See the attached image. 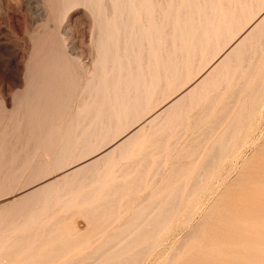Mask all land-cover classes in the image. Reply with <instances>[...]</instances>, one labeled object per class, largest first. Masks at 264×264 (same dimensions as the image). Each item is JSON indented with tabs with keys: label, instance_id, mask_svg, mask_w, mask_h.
Masks as SVG:
<instances>
[{
	"label": "rangeland",
	"instance_id": "374dc122",
	"mask_svg": "<svg viewBox=\"0 0 264 264\" xmlns=\"http://www.w3.org/2000/svg\"><path fill=\"white\" fill-rule=\"evenodd\" d=\"M154 1L155 0H117V2L116 0H0V255H2V257L0 256L2 261V263L0 261V264H10V261L2 260V258H4V253L10 255L11 258L13 257L11 255L12 253L13 255L15 254V257L17 256V260L13 257L14 262L12 261L11 264H16V261H18V263L21 262L19 259L23 258L25 252L20 253L17 250L10 251L11 247H9V250L6 248L12 244L10 241H13V239L17 237L16 235H24V233L26 234L30 231H34L36 228L38 230L39 228L45 226L50 228L53 225V222L56 226L60 225L62 230L59 226L58 228L54 226V224L53 228H50V231H52H48V236L51 237L58 233L59 235L57 236L59 238V236L64 234L63 231L66 229H68V231L70 230L72 233L74 232L73 234L75 236L77 232L76 230H78L80 233L82 232L83 235L82 233L80 235V233L77 232L76 236L79 235V237L81 236L83 239L86 238V242L84 241V243L91 245V247L81 250L80 253L87 254L89 252H93L100 244L105 242L107 239H110V235L119 230L120 226L130 220L132 215L137 210L136 208L138 203L142 202L143 197L145 198L146 196H149L146 197L148 200L143 201L140 206L148 204L151 196H174L175 193H179L178 191L181 186L184 189L181 187L182 192L179 193V196H194L196 203L195 208L197 209L196 211H198L206 199L209 198L210 193V196H214V198H210V202H205L206 204H204L200 209L202 211H199L196 215V219L193 221L194 224L192 223L195 225L200 219H202L203 214H205V212L209 209V206H211L213 201L216 200L217 196L221 195V192L224 191L225 187L238 177V174L245 168L246 164L252 165L254 160L258 158V149L264 143V122L262 120L264 119V47L262 48L261 45L263 43L262 37L258 41L261 49H259L260 51L257 49L259 53L256 51V55L258 54L259 56H255L256 60L260 57L256 62L257 64L255 63L256 65H254L255 60L252 58L246 68L241 65L237 67L236 70L233 71L231 78H228V89L224 92L220 99L217 100V104L215 106L216 108L220 107V105L224 102H231L232 97L230 94L232 91L237 89V87L239 88L242 84L241 82L247 80L243 83L245 84V88L240 91V98L238 97L239 99H236L239 101H235L238 104L234 102L229 111L226 109L229 115H222L226 117V119L221 117V122L219 120L220 129H213L214 131L216 130L215 133L213 131L210 132L211 134H209V131H207V133L204 132V128L206 129L209 125H214V123L210 121L211 118L216 116L214 112H210L208 114L206 113V115L202 114L201 117L197 118L196 114H198L205 105V103H202L197 109L190 112V116L186 117L187 121L185 119L182 123H180L181 125L184 124L178 128L181 134L178 131L170 132L172 135L169 134V138L167 137L168 139H164L167 141H163L165 144L162 142L156 143V137L157 139L161 138L163 136L162 132L155 131L152 133V131L146 130L145 133H143L142 138L135 144L134 147L128 150L127 153L121 152L122 154H120L119 151H116L108 159V165L97 169L92 177H83L81 180L76 179L72 183L67 184L64 189L58 187L57 184L59 182L57 177H60V175L66 170L73 169L71 163L72 160H66L65 163L59 161L65 157L67 153L69 154V157L71 155H76L75 152L73 153V149H76L75 151L78 152L80 148H85L87 145L93 146V144L96 145L97 148H100L99 151H101L103 150V147H101V139L107 140L117 137L115 139L116 141L120 137V131L126 128L121 122L123 120L121 118L122 116L124 117V115L123 112L120 111L116 114V117H119H115L114 121L108 122L109 120H107L108 123L103 125L101 128L99 126L98 129H95L97 122L104 118L103 113L105 108L102 103L103 94L110 88H117L118 86L116 81L110 79L111 74L113 72L118 74L119 72H122L124 77H127V75L131 72V69H129L130 64L128 63V59H132V61L136 60V62L144 65H149L159 63L161 62V59H165L164 56L167 52V47L170 48V53L174 54L173 44L176 42V36H178L177 32L181 28L182 22H189L191 20L189 13L185 11L187 6L189 5L187 11L189 9H192L193 11H206L208 4L206 0H183L182 2L181 0ZM215 1H221L219 5H216L217 2L213 5L220 12L227 13V27L224 29L227 34V39L225 40V43L228 45H226L227 48H229L245 32L247 27L263 13H260L261 10H263L260 9L262 8L261 5L255 7V0L254 3L253 0H243L240 12L236 11L235 6L230 7L228 5H221L223 4V0ZM227 1L229 3L233 2V0ZM123 5L126 7L124 10L131 11V13L123 11ZM138 8H144L146 10V12L143 13L146 19L142 14H139ZM134 14L141 16L142 22L140 24L145 35H142L143 40L140 43L139 50L134 53H132V51H128L127 56L124 57L122 55V47H120L122 42L130 38L134 39L137 36V33L134 31H125L123 26L128 22L131 26L132 23H136L130 21V18H133L132 15ZM157 15L158 18L160 17L159 19L157 18ZM127 17L129 18L127 19ZM143 23L144 25H148L144 26ZM167 28H170V30L168 29L167 31ZM234 28L236 30H234ZM222 30L223 29L220 24L215 25V34L211 35L206 41H202L201 43L203 47L202 55L200 54L199 56L197 53L189 52L187 55L183 56L184 58L180 60V63L184 67L189 68L192 64L198 61V57H206L207 53L215 43L219 46V43L223 41L224 31ZM169 38L171 39L169 40ZM111 40L115 41V53L114 47L110 46ZM221 46H219L220 52L223 51V45ZM144 50L149 54L143 53ZM260 53H262V56ZM149 55L151 57L148 60L147 58ZM144 60L148 63L146 64ZM199 60L201 61L200 58ZM252 67H254V69ZM250 68H252V73H250L251 75L249 74L250 71H248ZM249 75L251 77H248ZM236 77L237 80H235ZM153 79L157 84V81L159 80L157 79V74H155ZM163 79L165 83L163 92H165L167 88L169 89V87L172 88L176 85L178 77L172 71H167L165 73L163 72L162 81ZM148 83L147 84L150 86L151 79L148 80ZM170 93H172V91H170ZM230 105H228L227 108L230 107ZM125 107L127 108H124V111L125 109H128V105ZM84 109H89L91 112L86 115L84 114ZM92 110L95 111L92 112ZM258 112L261 116L257 115L259 114ZM219 116L217 118H220ZM257 118L259 120H256ZM196 119L200 121L198 122ZM81 121L83 122L81 123ZM85 122H87V124ZM185 122H187V125ZM194 122L197 123L193 126ZM243 123L245 125H243ZM235 124L236 126L234 129L233 126ZM216 126L218 127V125ZM184 127L186 128L184 129ZM258 127L260 130H258ZM180 128H182V132L180 131ZM231 129H233V131H231ZM249 129L253 135L249 132L251 134L250 136L248 133V136H246L248 137V144L242 148V151L240 150L238 153L233 152L230 154L233 161L229 158V161L231 162L228 160L225 162H222L223 160H221L220 163L219 161L216 162V167H220V164L223 163L222 175H219L216 180L211 179L210 182H208L209 178L204 176L201 178L202 180L200 179L201 183H198V187L193 185L194 182L198 180L200 171L206 163H209L213 158L212 155L216 149V143L229 135L232 137L237 136L235 138H238L239 142L242 143V140L246 138L245 135ZM161 133L162 136L160 135ZM212 133H214V136ZM199 134L201 135L196 137ZM177 139L179 142L176 141ZM152 140L155 141V143ZM152 142L154 144H152ZM175 142L176 145L174 144ZM171 143L174 144V147L176 146L175 151L172 150L173 147L170 146L172 145ZM189 143L192 144L189 145ZM148 144L149 146L151 144L154 146H151L148 149ZM155 144L156 146H159L157 147L158 150H156ZM136 148H138V150H136ZM159 148L163 151L161 153L162 155L157 152L159 151ZM152 149H154L157 153L153 152L155 154L154 156L153 154H150L151 156L149 155V153L153 151ZM184 152L186 153L184 154ZM145 154L147 156L144 157ZM164 154H166L165 158L163 157ZM148 155L149 158L152 157L151 160L153 163H151V165H147L149 162H146L150 161V159L148 160ZM210 155L212 157H210ZM162 157L164 159H162ZM192 159H196L197 164L194 163ZM136 160L141 161L140 165L138 163L139 161ZM162 160L165 161L162 162ZM191 160L193 162L192 164H195L194 167L190 164ZM159 161L163 164H160ZM132 162L136 164L134 170L132 168L129 169L128 167H125V165L128 166L129 164H133ZM144 162L146 163L144 164ZM157 162L160 164L159 167ZM227 162L228 166L226 165ZM262 162L264 163V160L261 159L260 163ZM186 164H189V166ZM234 164L237 166L235 167ZM124 167L126 169L125 171H123ZM227 167L232 169L229 170L230 168ZM129 170L134 172L130 173ZM142 170L145 173V178L142 174L143 172H141ZM174 170L178 171L176 172ZM119 171H121V173ZM230 171L232 174H230ZM138 172L141 173L140 178H137L139 176H134ZM223 172L225 174H223ZM227 174H230L231 177ZM167 176L169 181L167 180ZM133 177L139 184L136 183L137 186L132 184L134 187L136 186L134 188L131 185L133 187L132 189V187H129L130 184H128V181L130 179L132 180ZM222 177L224 178V181H222ZM88 178L90 180H88ZM178 179H180V181H178ZM51 180L55 183L51 185L49 189H46L43 194H35L21 203L18 202V204L14 201L15 198L19 199L18 197H20L24 192L42 185L45 181L49 182ZM114 182H117V191L112 192V194L109 193L107 189H109L111 184ZM169 182H171V185ZM221 182L222 186L219 187ZM206 184H208L207 186L209 187L204 186ZM50 188L55 190H50ZM125 188L128 191H125ZM104 195L105 197H124L120 201H117L115 206H112L111 209L108 210V212L111 211L109 212L110 214L107 215L108 218L107 216L103 217L106 223L104 219H102L104 221L103 223L102 220H99L97 224L94 225V222L92 221L97 218L99 213L98 210L101 209L99 204L100 201L105 198ZM196 195L198 196L197 198ZM130 196H134V199H132V197L130 198ZM260 202L264 203V200H260L257 203ZM97 205L99 207H97ZM51 206L54 209L49 208ZM92 206L96 208L93 211H88L89 208L93 209ZM182 207H184V205H182ZM86 208L88 209L86 210ZM58 209L61 210L58 212L56 211ZM53 210L55 211L54 215ZM81 210L88 212H86V214L83 211V214ZM44 215L46 216V219ZM114 216H116V219ZM41 218L43 219L41 220ZM60 218L62 222L57 221V219L60 220ZM112 218L113 220L115 219V221H113ZM32 220L35 222V225L38 223L33 228L32 226L34 223L32 224ZM55 220L58 223H56ZM108 220H112L113 222L110 223ZM100 223H102L101 226ZM48 228H46V231L49 230ZM54 228L58 229V232L57 230H53ZM102 230H104V232H102ZM187 230L188 229H186V232ZM19 232L20 234H18ZM49 232L51 234L54 232V234L51 235ZM67 232L65 234H67ZM45 234H47V232ZM182 234L183 231L180 235ZM180 235L169 238L166 245H163L164 248L161 249L162 251L159 249L157 255L152 259V261L150 260L148 264H154L156 262V264H163L164 261L161 259L166 260V257L174 254L175 250H177V246L181 241L179 238ZM4 236L7 238L4 239ZM97 238L99 239L97 240ZM51 241L54 246L60 244L58 243L59 241L62 243L60 238L57 239V237L56 239L52 238ZM93 241L95 242L93 243ZM3 243L4 245H7H5L6 249L4 248V245H2ZM13 243L15 242L13 241ZM78 243L81 244V242ZM49 244L50 246H53L51 243H47V246ZM247 244L243 243L242 246L239 247V251L242 249L239 254L240 256H235L234 260L228 262L225 261L226 263L223 262V264H236V262L237 264H240L239 259H241V264H264L263 242L261 241L259 245ZM44 245L46 246V244ZM243 246L247 248H244ZM46 247L43 246L41 249L44 250ZM4 249L7 250V252L9 251L10 254L4 252ZM94 252L97 253L98 251ZM21 263H23V261ZM66 263V259L63 258L54 264ZM215 264L222 263L216 262Z\"/></svg>",
	"mask_w": 264,
	"mask_h": 264
},
{
	"label": "bare ground",
	"instance_id": "6f19581e",
	"mask_svg": "<svg viewBox=\"0 0 264 264\" xmlns=\"http://www.w3.org/2000/svg\"><path fill=\"white\" fill-rule=\"evenodd\" d=\"M182 1L183 0H181V2ZM206 1L208 2L206 11H193L192 9H189L187 11L189 5L185 9V11L189 13L191 20L189 22L183 20L184 22H182L181 28L177 32L178 36H176L177 37L176 42L173 44L174 54L170 53V50H169L170 48L167 47L166 54L162 52L163 54H165V56H164L165 59H161V62H159V63H153V64H149V65H144V64L136 62V60L132 61V59H128V63L130 64L129 69H131V72L127 75V77H124L122 72H119V74L113 72L111 74L110 79L116 81V83H118V86H117V88H110L109 90L107 89L108 91L103 94L102 103H103L104 108H105L104 113H103L104 118L102 120L100 119V121L97 122V124L95 125V129H98L99 126L101 128L106 123L114 121L116 114L120 111L123 112V115H124V117L122 116V118H121V119H123L121 122L123 123V125H125L126 128L124 130L120 131V134H119L120 137L116 141H115V139L117 137L110 138L107 140L101 139V147H103V150H101V151H99L100 148H97V146L94 144H93V146L87 145V147H85V148H80V150L78 152L75 151L76 149L71 148V149H73V153L75 152L76 155H71L69 157L68 156L69 154L67 153V155H65V157H63L59 161L65 163L66 160H69V161L72 160L71 163H72L73 169L66 170L63 174L60 175V177L56 176L58 178V182H59L57 184L58 187H61L64 189L67 184L72 183L76 179L81 180V178H83V177H92L94 172L97 169L108 165L107 164L108 159L116 151H119L120 154H122L121 152L127 153L128 150H130L132 147H134L135 144L142 138V135H143V133H145L146 130L152 131V133L155 131L162 132L163 136H162V133L160 135L164 138H162L160 136L161 138L157 139V137H156V143H160V142L163 143V141L165 142L166 140H164V139H166L168 136L172 135V134H170V132H172V131H178L179 132V130H178L179 126L184 125V124L181 125L180 123H182L185 119L187 121L186 117L190 116V112L194 109H197L198 106L201 105L202 103H205V105L202 108V110L199 111L198 114H196L197 118L201 117L202 114L206 115V113L208 114L210 112H214L216 115L215 117L210 119V121L212 123H214V125H213L214 127L212 125H209L208 128H206V129L204 128V132L207 133V131H209V134H211L210 132L213 131L215 133L217 128L220 129L219 128L220 127L219 126V120L221 119V117H223V119H226V117H224L222 115H225V114L229 115V113H227L226 109H228V111H229V109H231L232 104L235 101H239L236 99L240 98L239 97L241 95L240 91H242V89L245 88L244 87L245 84H243V83H245V81H247V80H245V81L241 82L243 85L241 84V86H239V88L237 87V89L232 91V93L230 94L232 97L231 102H229V101L224 102L223 101L224 103L221 104L220 107L216 108L215 106L217 104V100L220 99V97L228 89V78H231L233 71L236 70V68L239 67L240 65L245 66V68H246L252 58H254V60H255L254 65L257 64L256 62L258 61V59L260 57L256 60L255 56H257V57L259 56L258 54L256 55V51L258 52V50L261 49L260 45L258 43V41L261 37H262V41H263V43L261 45H262V48L264 47V45H263L264 44V0H255V4H254L255 7L261 5L262 8H260V9H263V10H261L260 13H262V12L263 13L260 14V16H258L254 20V22L252 24H250V26L247 27L245 32L232 45L230 44L231 46L229 48L226 47L227 43H225V40L227 39V34H226V31H224V29H226V27H227L226 26V22L228 20L227 19V13L226 12H220L213 5L216 2H217L216 5H219L221 3V1H215V0H206ZM116 2H117V0H116ZM242 2H243V0H233L232 3H229L227 0H223L222 1L223 4H221V5H228L230 7L235 6L236 11L240 12L242 9V4H243ZM253 3H254V0H253ZM123 7H124V5H123ZM144 7H145V5H144ZM124 9H126V7L123 8V11H126ZM254 10H256V9H254ZM162 11H164V10H162ZM258 11H260V10H258ZM126 12L131 13V11H126ZM145 12H146V10L144 8L139 9V14L143 15V13H145ZM255 12H257V11H255ZM109 14H108V17H109ZM160 14H158V15H160ZM158 15H157V18H158ZM132 16H133V18L131 17L130 21L136 22V23H132V26H131L130 23L128 22V23L124 24L123 29L125 31H131V32L134 31L137 33V36L134 39L130 38V39L124 40L122 42V45L120 47H122L121 50L123 51L122 55L124 57L127 56L128 51H132V53H134V52H137L139 50L140 43L143 40L142 35H145V33H143V30H142L143 28L141 27V24H140L142 22L141 16L140 15L138 16L137 14H134ZM129 17H127V19ZM143 17H144V15H143ZM144 18H143V20H144ZM161 20H163V19H161ZM144 23H143V25H144ZM159 23H160V21H159ZM217 24H220L221 28L223 29L222 31H224L223 41H221L219 43V46L223 45V51L220 52L219 46L217 45V43H215L212 47L210 46L211 49L207 53L206 57H204V56L198 57L197 58L198 61L196 60L197 62L192 64L189 68L184 67L180 63L181 62L180 60L184 58L183 56L187 55L189 52L197 53V54H199V56H200V54L202 55L203 47H202L201 43H202V41H206L211 35L215 34L214 28H215V25H217ZM122 25H123V23H122ZM147 25H144V26H147ZM235 28H234V30H236ZM168 29L170 30V28H167L166 30L168 31ZM240 33H242V32H240ZM170 39L171 38H169V40ZM120 41H122V40H120ZM172 41H173V39H172ZM169 43H168V45H169ZM164 44H165V42H164ZM110 46L114 47V53H115L116 46H115L114 40H111ZM143 53L149 54L145 50ZM261 54L262 53H260V55ZM144 56H146V55H144ZM150 57L151 56L149 55V57L147 59L149 60ZM199 58L201 59V61L199 60ZM56 59H57V57H56ZM144 61L146 64L148 63L146 60H144ZM252 68L254 69V67H252ZM252 68H250V70L248 69V71H250L249 74L252 73V71H251ZM167 71H172L174 74H176L178 77V80H177V83L174 87H172V88L169 87V89L167 88L166 91L163 92V87H164L165 83H164V79L162 81V76H163V72L165 73ZM241 71H240V73H241ZM243 72H245V71H243ZM133 73H134V75H133ZM240 73H239V75L241 76ZM155 74H157V79H159L157 81V84H156L155 80L153 79V77H155ZM165 75H167V74H165ZM250 75L248 77H251ZM149 79H151L150 86L148 85ZM235 80H237V77ZM263 87H264V85H263ZM170 91H172V93H170ZM246 92H248V91H246ZM261 92H262V90H261ZM87 95L89 96L88 93H87ZM94 96H96V95H94ZM85 98H86V96H85ZM80 100H82V99H80ZM230 103H231V105H230ZM259 103H260V100H259ZM259 103H258V105H259ZM236 104H238V103H236ZM126 105H128V109L127 110L125 109V111H124L123 109L127 108V107H125ZM228 105H230V107L227 108ZM234 106H235V104H234ZM259 107H261V106H259ZM257 109H258V107H257ZM93 111H95V110H92V112ZM82 112H83V110H82ZM90 112L91 111L88 109V110H85L84 114L88 115V113H90ZM95 114H96V112H95ZM257 115L261 116L260 113ZM218 116L220 118H217ZM118 117H116V118H118ZM248 118H249V116H248ZM107 120H109V121L107 122ZM196 120H198V119H196ZM256 120H259V119L257 118ZM262 120L264 122V119H262ZM199 121L200 120H198V122ZM222 121H224V120H222ZM253 121H254V119H253ZM82 122L83 121H81V123ZM220 122H221V120H220ZM85 123L87 124V122H85ZM186 123L187 122H185V124ZM196 123L197 122H194L193 126H194V124L196 125ZM209 123H206V124H209ZM215 123H216V125H218V127L215 125ZM76 125H77V123H76ZM243 125H245V124L243 123ZM254 125H256V124H254ZM235 126H236V124L233 126L234 129H235ZM252 126H253V123H252ZM185 128L186 127H184V129ZM210 128H212V129H210ZM215 128H216V130L214 131L213 129H215ZM252 129H253V127H252ZM181 130H182V128H180V131ZM258 130H260L259 127H258ZM231 131H233V129H231ZM164 132H165V134H164ZM249 132H250V129L247 132V134L245 135V137L248 136ZM214 133H212V135ZM250 133H249V135L251 136L252 133L251 134ZM176 134H175V136H176ZM200 135L201 134L197 135L196 137H198ZM240 135H242V134H240ZM242 136H244V135H242ZM261 136H262V134H261ZM235 137H237V136H235ZM235 137H232L231 135H229L228 137H224L223 139L219 140L216 143V145H215L216 149L214 150V153L212 155L213 158L210 160V162L208 161L209 163H206V165L200 171V174L198 175V180L195 181L193 185L197 186L198 183H201V180H202L201 178L204 176L208 177L209 178L208 182H210L211 179L216 180L219 175H222V170H223L222 164L223 163L220 164L221 165L220 167H216V165H215L216 162L219 161V163H220L221 160H223L222 162H225L227 160L229 161L230 160L229 158H231L230 154H232L233 152L238 153L240 150L242 151V148H244L246 146V144H248V137H246L244 140H242V143L239 142V139L235 138ZM87 138H85V139H87ZM179 138H180V136H179ZM181 139H180V141H181ZM250 139H251V137H250ZM153 140H154V138H153ZM203 140H204V138H203ZM82 141H83V139H82ZM176 141L179 142L178 139ZM99 142H100V140H99ZM153 142L155 143V141H153ZM153 142H152V144H154ZM178 142H177V144H178ZM149 143H151V142H149ZM192 143H189V145ZM152 144L150 146L148 144L149 147L147 146V148L149 149L151 146H154ZM163 144H165V143H163ZM174 144L176 145V142ZM174 144H172L170 146H172L173 147L172 150L175 151L176 146L174 147ZM155 146H156V144H155ZM157 147H159V146L155 147L156 150H158ZM136 150H138V148H136ZM152 150H151L152 152H150L149 155L153 154V156H154L155 154L153 152L156 153V151L154 149H152ZM166 151H167V149H166ZM157 152H158V154H161L163 151L161 148H159V151H157ZM64 153H66V152H64ZM170 153H171V151H170ZM185 153L186 152H184V154ZM258 153H259L257 156L258 158L256 160H254V163L252 165L246 164L245 168L238 174V177L235 180H233L228 186L225 187L224 191L221 192V195L217 196L216 200L213 201L211 206H209V209L205 212V214H203L202 219H200L195 225H193L194 224L193 221H195L196 215L199 213V211H202V210H200L202 208V206L204 204L210 202L209 201L210 198L211 197L214 198V196H210V194H211L210 193L209 198H207L205 201L206 203L204 202L201 205L200 209L198 211H196L197 209L195 208L196 203H195V197L194 196H179L180 195L179 193L182 192V189H181L182 186H181L179 191H178L179 193L178 194L175 193L176 196L175 195L174 196H151V199H150L148 204L140 206L141 203H143V201L148 200L146 197H149V196H146L145 198L143 197L142 202L138 203L137 208H136L137 210L132 215L130 220L125 222L122 226H120L119 230H117L115 233L110 235V239H107L105 242L100 244L99 247L96 248V250H94V251H98L97 253H95L93 251V252H89L87 254H81L80 253L81 250L87 249V248L91 247V245L84 243V241L86 242L85 236H84L85 239H83L81 236L79 237V235L76 236L77 232H79L78 230H76L77 232H76V235L74 236V234H73L74 232L72 233L70 230L68 231V229H66L65 227L64 228L66 230L63 231L64 234L59 236L62 243L59 241L58 243H60V244H57V242H56L57 245L54 246V244H52L53 242L51 241V239L52 238L56 239V237H57V239H59L57 236V235H59L58 233L55 235H53L54 232H52L53 234L50 233L52 231V230L50 231V228L51 229L53 228V225L55 224L54 222L50 228H48V226H45L46 228L49 229L47 231H46L45 227L39 228L37 226L39 228L38 230L36 228L34 231H30L29 233H26V234L24 233V235H20V236L16 235L17 237L14 235L16 238L13 237L14 239L13 238L12 239L15 243H13V241L11 240L10 243H12V244L9 243L10 246H8L6 248H7V250H9V247H11L10 251L11 250L12 251L17 250L20 253L25 252L23 258L19 259V260H21V262L23 261V263L19 262L21 264H54L63 258L66 259V262H67L66 264H145V263L148 264L149 261L150 260L152 261V259L157 255V252H159L158 250L159 249L161 250L162 248H164L163 245H166L169 238H171L173 236L180 235L183 231V234L180 235V237H179L181 239V241L179 242V245L177 246V250H175L174 254L170 255L169 257H166L167 258L166 260L161 259L164 261L163 264H215L216 262L223 264V262H225V261H227V262L232 261L235 259V256H237V257L240 256L239 254L241 253L242 249H241V251H239V247L242 246L243 243H246V244L248 243L247 245H254V244L259 245L262 241L264 244V203H261V202L257 203L260 200H264V163L263 162L260 163L261 159L264 160V143L258 149ZM58 154H59V152H58ZM149 155H148V160L150 159V161H146V162H149V163H147V165L148 164L151 165V163H153L151 160L152 157L149 158ZM165 155L166 154L163 155L164 158H165ZM145 156H147V155L145 154L144 157ZM212 156L210 155V157H212ZM163 157H162V159H164ZM142 158H143V156H142ZM140 160H142V159H140ZM192 160H191L190 164L193 163ZM231 160H232V158H231ZM136 161H139V160H136ZM136 161H135V163L137 164ZM163 161H165V160H162V162ZM193 161H194V163H196V159ZM146 162H144V164ZM159 162H160V164H163L161 161H159ZM159 162H157L158 167L160 165ZM229 162H231V161H229ZM129 163H131V162H129ZM138 163L140 165L141 161H139ZM68 164H69V162H68ZM136 164L133 163V164H129L128 166L125 165V167H128L129 169L132 168L134 170V168L136 167ZM224 164H226V163H224ZM231 164H233V163H231ZM65 165H67V164H65ZM186 165L189 166V164H186ZM192 165L194 167L195 164H192ZM217 165H218V163H217ZM226 165L228 166V162ZM229 165H230V163H229ZM137 166H138V164H137ZM182 166H183V164H182ZM234 166L236 167L237 165L234 164ZM125 167H124L123 171L126 170ZM45 168H46V166H45ZM227 168H230V167H227ZM231 169L232 168H230L229 170H231ZM140 170H141V168H140ZM143 170L141 172H143ZM174 171H176V170H174ZM234 171H236V170H234ZM119 172L121 173V171H119ZM131 172H134V171H130V173ZM142 174L144 176L145 173L143 172ZM223 174H225V173L223 172ZM230 174H232V172ZM230 174L229 175L227 174V175L229 177H231ZM179 175H181V174H179ZM134 176L135 177L139 176L137 178H140L141 173L138 172ZM175 176H176V174H175ZM226 176H225V178H226ZM118 177H119V175H118ZM145 177L146 176H144V178ZM57 178H56V180H57ZM186 179H187V177H186ZM88 180H90V179L88 178ZM167 180H168V176H167ZM138 181H139V179H138ZM178 181H180V179H178ZM213 181H212V183H213ZM222 181H224V178ZM128 182L127 183L130 184V186L128 185L129 187H132L134 184L136 185V183H138L136 181V179H134V177L132 180L130 179ZM54 183L55 182L54 181L52 182V180L49 182L45 181V183H43L42 185H40L34 189H30L27 192H24L20 197H18L19 199L15 198L14 201L18 204V202L21 203V202L25 201L26 199H28L30 196H34L35 194H43V192L46 191V189H49V187L51 185H53ZM116 183L117 182L112 183L110 188L107 189V191L109 193L117 191L116 190L117 189ZM170 183L171 182H169V184ZM183 183H185V182H183ZM207 185L208 184H206L204 186H207ZM220 186H222V182L220 183L219 187ZM54 187H55V185H54ZM129 187H127V188H129ZM133 187H132V189H133ZM207 187H209V186H207ZM52 189L53 188H50V190H52ZM53 190H55V189H53ZM204 190H206V189H204ZM217 190H219V189H217ZM56 191H58V190H56ZM125 191H128V190H126V188H125ZM53 193H54V191H53ZM66 193H67V191H66ZM200 196H202V195H200ZM104 197H105V195H104ZM123 197L124 196H106L104 199H102L100 201V204H99L101 209L98 210L99 213L97 215V218H95L96 220L94 219L92 221V222H94V225H96L99 220L101 221L102 219H104L103 217L109 215L110 214L109 212H111V211L108 212V210L111 209L112 206H115L117 201H120ZM131 197H132V199H134L133 198L134 196H130V198ZM197 197L198 196L196 195V198ZM48 198H50V197H48ZM16 199H17V201H16ZM254 200H256L257 202ZM197 201H199V200H197ZM79 203H81V202H79ZM126 204H127V202H126ZM53 205H54V203H53ZM182 205H184V207H182ZM99 206L97 205V207H99ZM198 206H199V204H198ZM134 207H135V205H134ZM49 208H52V206ZM88 208H86V210ZM92 208L93 209L89 208L88 211L89 210L93 211L96 207L92 206ZM194 208H195V210H194ZM52 209H54V208H52ZM60 210L61 209H58L56 211L59 212ZM62 210H63V208H62ZM120 210H121V208H120ZM49 211H51V210H49ZM81 211L85 212V210H81ZM88 211H86V212H88ZM92 211H91V213H92ZM54 212L55 211L53 210V215H54ZM84 212H83V214H84ZM73 213H74V211H73ZM70 215H71V213H70ZM24 218H25V215H24ZM43 218H41V220ZM107 218H108V216H107ZM114 218L116 219V216H114ZM45 219H46V216H45ZM58 219H57V221L60 222L61 218H60V220H58ZM115 219L113 220V218H112L113 221H115ZM41 220H40V222H41ZM47 220H49V219H47ZM112 220L111 221L108 220V221L111 223V222H113ZM104 221H105V219H104ZM104 221L102 220V223ZM31 222H32V224L34 223L32 228L38 224L37 221H36V223H37L36 225H35V222H33V220ZM55 222H56V220H55ZM58 222H56V223H58ZM102 223H100V226ZM105 223H106V221H105ZM30 225H31V223H30ZM54 226H56V224ZM58 226L60 227V225H58ZM58 226H56V227L58 228ZM28 227H31V226H28ZM104 227H106V226H104ZM60 229H61V227H60ZM186 229H188L187 232H186ZM13 230H15V229H13ZM53 230H57V232H58V229H56V228H54ZM48 231H50L49 234L53 235V236H51L52 238L50 236H48ZM91 231H93V230H91ZM184 231H185V233H184ZM20 232L18 234H20ZM46 232H47V234H45ZM66 232H67V234H65ZM87 232H88V230H87ZM102 232H104V230H102ZM81 233H80V235H81ZM82 235H83V233H82ZM99 235H100V233H99ZM6 238L7 237L4 236V239H6ZM98 239L99 238H97V240ZM111 239H112V242H111ZM55 241H58V240H55ZM4 242L6 243L5 240H4ZM78 242H81V244H79ZM94 242L95 241H93V243ZM47 243H51V245H53V246H50V244L47 246ZM44 244H46L47 247ZM2 245H4V243ZM5 245H4V248H5ZM42 245L44 247H46L44 250L41 249V248H43ZM243 247L247 248L245 246H243ZM97 249H99V250H97ZM248 249H250V248H248ZM7 250H5L4 252H7ZM19 252H18V255H19ZM72 252H74V253H72ZM260 252H262V251H260ZM7 253H9V251ZM11 255L15 259L17 258V256L16 257L14 256L15 254L13 255V253ZM0 256L2 257V255H0ZM160 256H162V255H160ZM3 257L4 258H2V260L10 261L9 262L10 264L12 261L14 262V258L13 257L11 258V256L6 254V253L3 254ZM0 261H1V259H0ZM16 262H17L16 264H19L18 261H16ZM239 262L241 264V259H239ZM1 263H2V261H1ZM156 263H154V264H156ZM158 263H159V261H158ZM230 264H232V263H230ZM236 264H237V262H236Z\"/></svg>",
	"mask_w": 264,
	"mask_h": 264
}]
</instances>
